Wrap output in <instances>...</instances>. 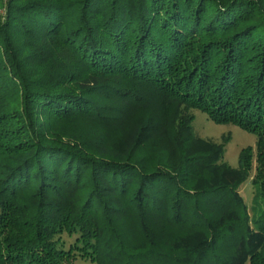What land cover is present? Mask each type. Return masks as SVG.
I'll return each mask as SVG.
<instances>
[{
  "label": "trees",
  "instance_id": "trees-1",
  "mask_svg": "<svg viewBox=\"0 0 264 264\" xmlns=\"http://www.w3.org/2000/svg\"><path fill=\"white\" fill-rule=\"evenodd\" d=\"M77 257L264 264V0H0V264Z\"/></svg>",
  "mask_w": 264,
  "mask_h": 264
},
{
  "label": "rangeland",
  "instance_id": "rangeland-1",
  "mask_svg": "<svg viewBox=\"0 0 264 264\" xmlns=\"http://www.w3.org/2000/svg\"><path fill=\"white\" fill-rule=\"evenodd\" d=\"M193 121L191 123L192 133L209 142L220 144L223 143V162L229 167L236 169L238 165V154L241 149L246 147H251L255 151L256 139L255 136L243 131L237 126L232 124H216L209 120L207 116L199 110H192ZM227 138L226 141H223ZM223 141V142H222ZM254 175V161L252 163V169L249 174V178L242 182L238 187V192L242 197L244 204L246 205L249 215L252 216L251 206L253 199V187L251 184V179ZM160 218V217H159ZM159 218L155 217V229L158 230V225L161 221ZM129 226H133L134 217L127 220ZM61 241L64 244V248L67 249L71 244H73L74 237L62 234L60 236ZM73 264H92L87 259H82L81 257L75 258Z\"/></svg>",
  "mask_w": 264,
  "mask_h": 264
}]
</instances>
